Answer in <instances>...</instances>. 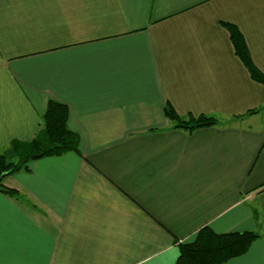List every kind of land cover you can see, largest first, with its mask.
I'll return each instance as SVG.
<instances>
[{
  "label": "crops",
  "instance_id": "0c3cea01",
  "mask_svg": "<svg viewBox=\"0 0 264 264\" xmlns=\"http://www.w3.org/2000/svg\"><path fill=\"white\" fill-rule=\"evenodd\" d=\"M235 34L264 74V0H0V153L52 99L80 139L3 179L0 264H176L205 226L258 232L223 264H264V83Z\"/></svg>",
  "mask_w": 264,
  "mask_h": 264
},
{
  "label": "trees",
  "instance_id": "16d2710c",
  "mask_svg": "<svg viewBox=\"0 0 264 264\" xmlns=\"http://www.w3.org/2000/svg\"><path fill=\"white\" fill-rule=\"evenodd\" d=\"M236 49L246 62L252 77L264 83V74L252 63L245 42L240 35H234ZM168 119L175 122L176 128L189 131L216 125L213 116L200 115L183 118L170 107L165 110ZM69 110L66 104L50 100L43 114V129L28 141L13 140L4 152L0 153V190L12 196L17 191L4 188L3 179L19 170H28L32 159L59 156L79 149L78 135L68 127ZM19 158L14 161L13 158ZM260 234L256 231L218 233L205 226L198 231L192 242L180 244V255L176 264H223L228 260L246 253Z\"/></svg>",
  "mask_w": 264,
  "mask_h": 264
},
{
  "label": "rangeland",
  "instance_id": "374dc122",
  "mask_svg": "<svg viewBox=\"0 0 264 264\" xmlns=\"http://www.w3.org/2000/svg\"><path fill=\"white\" fill-rule=\"evenodd\" d=\"M13 160H14V161H19V158L14 157ZM260 218H261V216H260ZM262 229H263V231H264V228H262Z\"/></svg>",
  "mask_w": 264,
  "mask_h": 264
},
{
  "label": "water",
  "instance_id": "95a60500",
  "mask_svg": "<svg viewBox=\"0 0 264 264\" xmlns=\"http://www.w3.org/2000/svg\"><path fill=\"white\" fill-rule=\"evenodd\" d=\"M1 179V178H0Z\"/></svg>",
  "mask_w": 264,
  "mask_h": 264
}]
</instances>
